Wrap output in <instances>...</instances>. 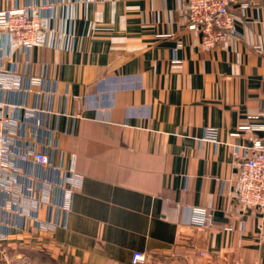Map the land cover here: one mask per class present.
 I'll return each mask as SVG.
<instances>
[{
  "label": "crops",
  "instance_id": "0c3cea01",
  "mask_svg": "<svg viewBox=\"0 0 264 264\" xmlns=\"http://www.w3.org/2000/svg\"><path fill=\"white\" fill-rule=\"evenodd\" d=\"M44 1H61L55 25L70 23L74 38L61 50L9 46L3 65L45 81L0 98L50 111L31 128L56 131L54 158L78 182L65 226L9 236V256L132 264L141 251L136 264H264V213L233 196L242 146L264 145V129L250 128L264 124V0H236L234 36L214 48L187 27L184 0H0V9ZM209 127L216 142L202 139ZM202 212L206 235L189 225ZM188 244L193 254L172 255Z\"/></svg>",
  "mask_w": 264,
  "mask_h": 264
},
{
  "label": "built area",
  "instance_id": "2783aa9c",
  "mask_svg": "<svg viewBox=\"0 0 264 264\" xmlns=\"http://www.w3.org/2000/svg\"><path fill=\"white\" fill-rule=\"evenodd\" d=\"M184 1L187 27L200 33L203 46L214 48L234 36L236 16L231 6L236 0ZM60 4L61 1H44L35 6L30 2L0 9V54L5 52L3 56L7 55L12 45L19 46L24 52L37 45H51L58 50L66 48L74 34L70 23L66 27L63 19L59 28L55 25V10ZM3 56H0V94L4 91L29 92L31 86L45 81L42 77L21 73L14 63L3 65ZM21 112L23 115L19 117ZM49 112L0 98V246L11 235H31L32 229L36 234H52L65 226L71 210V197L78 179L72 169L63 167L54 158L59 151L56 131L47 126H42L40 131L31 128L37 114ZM250 128L264 129V124ZM41 132L43 140H39ZM204 133L203 140L217 141L215 128H206ZM235 164L234 199L242 206L264 213V145L256 140L253 145L242 146ZM28 165L40 168L45 174H37L28 169ZM58 192H63L64 200H55ZM189 225L205 235L209 231L203 212ZM186 246L175 248L172 255L193 254V244ZM20 258L24 260L23 256ZM144 258L143 252L134 251L131 263L136 264Z\"/></svg>",
  "mask_w": 264,
  "mask_h": 264
},
{
  "label": "rangeland",
  "instance_id": "374dc122",
  "mask_svg": "<svg viewBox=\"0 0 264 264\" xmlns=\"http://www.w3.org/2000/svg\"><path fill=\"white\" fill-rule=\"evenodd\" d=\"M11 256L9 257V249H6L5 244H2L0 246V259H2L6 264H21V263H23V259L20 258L19 256L18 257H11ZM9 258H10V262H9Z\"/></svg>",
  "mask_w": 264,
  "mask_h": 264
}]
</instances>
